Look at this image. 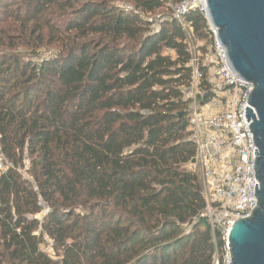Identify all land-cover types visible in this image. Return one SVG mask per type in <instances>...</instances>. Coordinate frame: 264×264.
Listing matches in <instances>:
<instances>
[{"label":"trees","instance_id":"16d2710c","mask_svg":"<svg viewBox=\"0 0 264 264\" xmlns=\"http://www.w3.org/2000/svg\"><path fill=\"white\" fill-rule=\"evenodd\" d=\"M8 1L0 48L57 52L0 54V264H223L190 170L187 37L147 19L165 0ZM186 19L209 41L201 13Z\"/></svg>","mask_w":264,"mask_h":264},{"label":"built area","instance_id":"2783aa9c","mask_svg":"<svg viewBox=\"0 0 264 264\" xmlns=\"http://www.w3.org/2000/svg\"><path fill=\"white\" fill-rule=\"evenodd\" d=\"M165 2L169 16L159 17L158 26L149 17L147 19L156 26V30L163 21L171 19L186 34L187 50L191 56L188 67L192 70V78L184 94L191 101L188 109L189 131L197 147L196 163L191 164L190 170L199 173L202 178L206 200L203 217L208 219L213 232L223 234V264H230V230L241 218L250 217L258 202L255 193L256 185L259 188L260 183L255 169L259 149L249 126L253 121L247 124L245 119V111L251 107L248 100L254 87L233 68L227 50L219 40V31L209 18L207 0ZM123 10L131 11L133 8ZM192 11H198L204 17L209 41L199 40L192 24L187 22L186 18ZM205 89L213 95L207 101L204 100ZM10 167L11 163L2 152L0 134V175ZM47 213L49 209L45 208L42 214ZM40 216L36 218L41 220ZM34 235L39 237L40 231ZM46 240L50 247L45 249L49 244L43 245L42 249L54 256L51 242L48 238Z\"/></svg>","mask_w":264,"mask_h":264},{"label":"water","instance_id":"95a60500","mask_svg":"<svg viewBox=\"0 0 264 264\" xmlns=\"http://www.w3.org/2000/svg\"><path fill=\"white\" fill-rule=\"evenodd\" d=\"M212 24L239 74L254 87L245 111L259 149L256 162L257 207L230 230V264H264V0H207ZM256 151H258L256 149ZM195 160L192 161L194 165Z\"/></svg>","mask_w":264,"mask_h":264},{"label":"rangeland","instance_id":"374dc122","mask_svg":"<svg viewBox=\"0 0 264 264\" xmlns=\"http://www.w3.org/2000/svg\"><path fill=\"white\" fill-rule=\"evenodd\" d=\"M4 1L5 0L0 1V18H2L0 20L6 19V17L3 15V10L7 11L4 4H3ZM7 2H10V1L7 0ZM111 2L113 5H116L117 7H120L122 9L126 8V7H131V8L134 7L133 4L127 2L126 0H111ZM2 8H3V10H1ZM166 9H167V5H166ZM166 9H162L159 12H157L151 16H148V17L150 18L151 21H153V23H155V25L158 26V22L160 21V19H158V18L161 16L166 17V16H169V14H170V12L167 11ZM3 27H5V29H7L4 31H6L7 33H10L9 27H11L10 29H12L13 27H17V26H15L13 24V22L8 21V23L5 26H4V24L0 25V31L2 30ZM153 29H156V26L153 27ZM11 31H14V30L12 29ZM0 34H1V32H0ZM32 51L33 50L31 48H29L25 45H20L19 47H16L12 50H7V51L4 50L3 48L2 49L0 48V54L5 53V52L6 53L11 52V53L17 54L19 56H22L26 60H31L34 62L38 61L40 58H46L48 56L54 55L57 52V49L53 48V47H48V48L44 47V48L38 49L35 53H32ZM171 53H172V55H174V52H171ZM27 165L29 167V162H27ZM42 217H43V215L41 214V216H40L41 220H42ZM49 247H50V245L46 246L44 248L48 249ZM51 256H53V255H51Z\"/></svg>","mask_w":264,"mask_h":264}]
</instances>
